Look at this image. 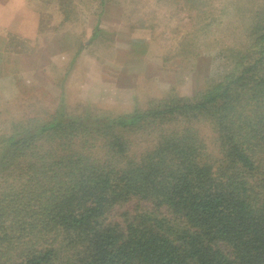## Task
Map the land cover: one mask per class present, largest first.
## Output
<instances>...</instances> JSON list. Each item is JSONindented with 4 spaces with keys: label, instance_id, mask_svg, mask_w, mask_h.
<instances>
[{
    "label": "trees",
    "instance_id": "16d2710c",
    "mask_svg": "<svg viewBox=\"0 0 264 264\" xmlns=\"http://www.w3.org/2000/svg\"><path fill=\"white\" fill-rule=\"evenodd\" d=\"M248 1L242 47L192 95L123 112L60 100L10 123L0 264H264V0Z\"/></svg>",
    "mask_w": 264,
    "mask_h": 264
},
{
    "label": "rangeland",
    "instance_id": "374dc122",
    "mask_svg": "<svg viewBox=\"0 0 264 264\" xmlns=\"http://www.w3.org/2000/svg\"><path fill=\"white\" fill-rule=\"evenodd\" d=\"M52 1L45 0L48 10ZM58 1L68 20L57 9L54 16L39 19L58 33L65 27L71 45L43 49L34 33H16L14 27L10 36H27L22 48L16 50L6 38L4 46L0 38V53H8L0 58V134L11 122L44 116L43 110L55 108L60 100L71 111L78 104L80 112H123L150 99L192 95L223 74L230 48L242 47L235 4L245 10L249 2L204 0L203 15L188 17L178 7L181 2L171 0ZM25 5L28 10L20 21L34 26L39 16L30 3Z\"/></svg>",
    "mask_w": 264,
    "mask_h": 264
},
{
    "label": "crops",
    "instance_id": "0c3cea01",
    "mask_svg": "<svg viewBox=\"0 0 264 264\" xmlns=\"http://www.w3.org/2000/svg\"><path fill=\"white\" fill-rule=\"evenodd\" d=\"M41 1L42 0H0V18L2 20L1 24H2V31H3V35L0 36V38L3 39L2 41H3L4 45H5V38L8 41L9 39L11 40L12 36L15 38L19 37L17 35H11L10 36V34L8 33V31L11 32L10 28H13V27L15 28L14 32H16V33H30V32L34 33L35 34L33 36L34 39H38V43H40V45L42 44L41 47L43 49L52 48V46H55V45L61 46L62 44H64V46H69L72 44V35L70 34V32L65 27H64V30L61 31V33L60 32L58 33V30L53 28L54 26L53 27L49 26L48 28H46V24H41V22H40L41 19H39L40 16L46 17V18L47 17L50 18L52 15L54 16V14L57 13L56 9L59 12L58 4H61V5H64V4H62V2H60L58 0H54L55 2L52 1V5L50 7L51 10H48L47 5H46L48 3H46L45 0H43V3ZM25 3H27V5H28V3H30V6L31 7L33 6L32 12L34 14H36L37 16H39L37 19V24H35L34 26H33V24H32V26H29V25L25 26L24 24L21 23L22 18H24L23 17V11L28 10L26 8ZM14 6H15V8L13 9ZM10 12H11V14H10V19H9L8 15ZM62 17H64L63 20H68L64 15H62ZM8 21L12 22L11 23L12 25L10 24L11 26L9 24L8 25L6 24V22H8ZM19 26H21V27H19ZM7 28H9V30H7ZM20 38L26 39L27 36L22 35V37H20ZM40 39H41V41H40ZM47 45H49V46H47Z\"/></svg>",
    "mask_w": 264,
    "mask_h": 264
}]
</instances>
